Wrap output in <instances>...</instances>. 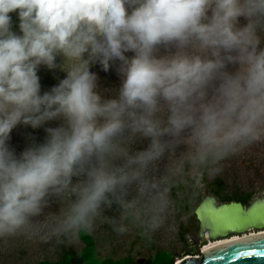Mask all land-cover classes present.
<instances>
[{
    "label": "clouds",
    "instance_id": "clouds-1",
    "mask_svg": "<svg viewBox=\"0 0 264 264\" xmlns=\"http://www.w3.org/2000/svg\"><path fill=\"white\" fill-rule=\"evenodd\" d=\"M95 67L119 78L111 95ZM41 69L64 76L42 90ZM19 127L44 139L17 153ZM259 142L264 0H0V241L77 246L114 205L123 234L139 213L126 199L134 185L146 208H167L170 177L148 172L179 145L175 172L187 163L202 176Z\"/></svg>",
    "mask_w": 264,
    "mask_h": 264
},
{
    "label": "rangeland",
    "instance_id": "rangeland-1",
    "mask_svg": "<svg viewBox=\"0 0 264 264\" xmlns=\"http://www.w3.org/2000/svg\"><path fill=\"white\" fill-rule=\"evenodd\" d=\"M94 70L101 74L98 67H95ZM186 151L187 145H179L174 152L168 153L162 161L151 167L148 172V178L157 181L166 176L170 177L171 186L170 191L167 193L168 206L163 212L157 213L146 208L145 204L148 202V198H139L137 187L134 185L129 189L126 199L128 201L137 200L136 210H139V213L138 215L131 214L125 217L122 223L126 231L123 234H117L109 223L112 219L120 221L122 209L118 206L114 205L111 210L105 211L106 219L103 223L99 220L96 222L97 228L93 234L97 239L99 253L102 257L125 258L133 254L135 259H147V257L155 254L157 249L174 251V255L176 254L175 251L180 253L184 249L187 250L179 236L184 231V226H186L190 217L186 215V211L180 201L189 198L196 210L197 205L201 202L206 192L203 186L207 185L210 188L211 186L203 180L205 173L200 176V172L203 169L195 172L191 169L189 175L192 178V182H190L191 179L186 177L187 163L184 164L182 172H175ZM174 172L175 174L173 175ZM209 178L211 183L218 178L225 179L228 182L226 189L228 195L240 192L243 194L254 193L249 201L251 203L256 195L264 193V142L253 144L242 152L226 158L222 161L221 171L209 174ZM198 180L199 183H197ZM180 183L187 184V189L184 191L178 190L177 187ZM163 187L164 185L161 186V189ZM136 210H133V212L135 213ZM155 215H158L163 220V225L159 229L152 231L148 227V221ZM46 216L53 217L54 214L49 212ZM46 216L41 220H47ZM136 241L138 242L135 243ZM133 244H136L135 248ZM60 247L61 244H55L54 241L53 243H42L31 240L28 251L26 250L22 255L21 251L18 253L20 256L18 262L16 261L17 255H15L8 259V264H36L42 259L55 260L59 258ZM73 247L80 250L82 243L79 242L77 246ZM190 256L201 257V255ZM180 259L182 257H177L175 264Z\"/></svg>",
    "mask_w": 264,
    "mask_h": 264
},
{
    "label": "trees",
    "instance_id": "trees-1",
    "mask_svg": "<svg viewBox=\"0 0 264 264\" xmlns=\"http://www.w3.org/2000/svg\"><path fill=\"white\" fill-rule=\"evenodd\" d=\"M13 19V30L19 31L18 24L19 20L17 18V15L15 13L10 14ZM40 77H41V84H42V90H48L51 86L56 84L59 79L63 78L64 73L57 71L49 72L46 69H41L40 71ZM100 76L99 81V91L104 96H109L112 94V90L117 88L119 86V78L116 76L114 72L104 73L101 72L98 73ZM55 126V125H52ZM34 136L38 141H42L44 139L45 133L44 131L37 130L33 131L30 128H23L19 127L15 129L12 133V139L10 141V144L12 147H14L19 153L22 151L29 142V137ZM146 143V142H145ZM136 148L143 147V145L137 144L135 146ZM174 155H177L176 153H173ZM190 171L191 166L187 164L186 168V177H188L190 182H192V178L190 177ZM203 180L205 183H209L213 192L217 194L223 201H232V200H239L243 201L245 203H249L250 199L254 195V193L249 194H243V193H237L234 195H228L226 193V189L228 187V182L223 178H218L215 182L211 183L209 180V173L205 172L203 176ZM195 183V181H194ZM187 184L180 183L178 185V190L184 191L187 189ZM74 199V197H65L61 201L54 203L50 208L45 209L46 214L51 212L54 214V216L58 215L59 212L65 208L70 201ZM182 204L184 210L186 211V215H188L191 222L194 221L196 214L195 209L190 201L189 198H185L180 201ZM52 216H46V219H49ZM42 217L41 219H43ZM191 222L186 223V226H184V231L182 232L181 236L183 238L185 232H191L195 228H197V224H191ZM80 242L82 243V248L80 250L76 249L73 246H65L61 244V249L59 251V258L52 260V259H42L36 262V264H135V257L132 254L129 257L125 258H113V257H102L99 253L98 248V242L94 234L91 235H81ZM136 241L135 243H137ZM31 240H28L24 237H20L14 240H9L8 242L0 241V264H8V259L14 257L17 255V262L20 256L18 253L21 251V255L28 251L30 248ZM136 244H133V247L135 248ZM24 250V251H22ZM153 264H175V256L173 255V252H169L167 250L163 249H157L154 260L152 262ZM16 264V263H13Z\"/></svg>",
    "mask_w": 264,
    "mask_h": 264
},
{
    "label": "water",
    "instance_id": "water-1",
    "mask_svg": "<svg viewBox=\"0 0 264 264\" xmlns=\"http://www.w3.org/2000/svg\"><path fill=\"white\" fill-rule=\"evenodd\" d=\"M203 187L206 192L196 207L202 238L218 239L230 234L264 230V193L256 195L248 204L239 200L223 201L209 186ZM176 264H264V235L218 248L201 257L181 260Z\"/></svg>",
    "mask_w": 264,
    "mask_h": 264
},
{
    "label": "flooded vegetation",
    "instance_id": "flooded-vegetation-1",
    "mask_svg": "<svg viewBox=\"0 0 264 264\" xmlns=\"http://www.w3.org/2000/svg\"><path fill=\"white\" fill-rule=\"evenodd\" d=\"M195 214H196V210H195ZM197 217L198 216L196 214L194 221L191 222L190 220H188V222H191V224L196 223L197 228H195L191 232H185L183 238L180 234L179 238L182 240L185 248L187 247V250L184 249L180 253H177L175 251L176 254L175 255L173 254L175 256V261H176V258L179 257L178 255H180V257H182V259H183V257L185 258V257L190 256V255H201L202 256L205 253V252H203L204 247L207 246L208 244L212 243V242L221 241V240H231L235 237H243L245 235H248V234H250V232H255V233L257 232L258 233V232L262 231V230H251V231H248V232L243 233V234H230L226 237H220L218 239H212L209 237L202 238L201 234H200V231H201L200 222L198 221ZM167 251H169V250H167ZM169 252H171V251H169ZM154 256H155V254H153L151 257H147V259L136 258L135 264H153L152 262L154 260Z\"/></svg>",
    "mask_w": 264,
    "mask_h": 264
},
{
    "label": "bare ground",
    "instance_id": "bare-ground-1",
    "mask_svg": "<svg viewBox=\"0 0 264 264\" xmlns=\"http://www.w3.org/2000/svg\"><path fill=\"white\" fill-rule=\"evenodd\" d=\"M262 235H264V231H260L258 233L257 232L256 233L250 232V234L245 235L243 237H235L231 240H221V241L212 242V243H210L204 247L203 252L209 253V252H212L213 250H217L218 248H222V247L231 245L233 243L240 242V241L248 239V238H252L255 236H262ZM188 258H194V257L193 256H187L186 258L180 259L179 261L181 262V260H186Z\"/></svg>",
    "mask_w": 264,
    "mask_h": 264
}]
</instances>
